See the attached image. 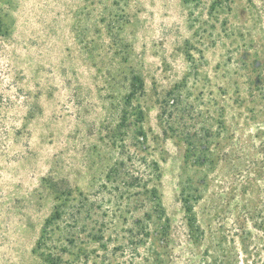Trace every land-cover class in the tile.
<instances>
[{"label":"rangeland","instance_id":"rangeland-1","mask_svg":"<svg viewBox=\"0 0 264 264\" xmlns=\"http://www.w3.org/2000/svg\"><path fill=\"white\" fill-rule=\"evenodd\" d=\"M247 233L264 0H0V264H251Z\"/></svg>","mask_w":264,"mask_h":264},{"label":"trees","instance_id":"trees-1","mask_svg":"<svg viewBox=\"0 0 264 264\" xmlns=\"http://www.w3.org/2000/svg\"><path fill=\"white\" fill-rule=\"evenodd\" d=\"M152 167L155 169H153ZM143 172H144V174L141 173V175H140V181H142L143 183L149 182L150 181L149 177L150 176L153 177L154 174H155V179L156 180L159 179V170L156 167L155 163L151 162V163L143 164ZM111 173H113V175H116L117 169L114 168L109 174H111ZM109 174H108L107 178H109ZM144 188H146V185L144 186ZM149 192H150V194L154 195L155 194L154 187L152 189H150ZM182 194H184L183 191H182ZM183 206L185 209L186 220L188 223V227L190 228V232H192L193 236L196 235L197 237H200V238L203 237L204 234H203V232L199 231V227L196 224V219L192 213V207L189 204V195L188 194L184 196ZM250 242H251L250 241V233H247L246 235H244V236L242 235L240 237L241 253L247 255L248 257L249 256L252 257L251 264H258L259 262H260V264H264V258L261 259V257H260V251L262 250V248L259 245L254 243L253 249H252V251H250L249 250ZM243 264H247V263L243 262Z\"/></svg>","mask_w":264,"mask_h":264}]
</instances>
